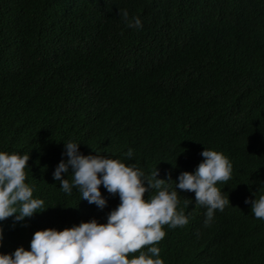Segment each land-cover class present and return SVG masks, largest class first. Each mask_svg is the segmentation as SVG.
<instances>
[{"label": "trees", "instance_id": "16d2710c", "mask_svg": "<svg viewBox=\"0 0 264 264\" xmlns=\"http://www.w3.org/2000/svg\"><path fill=\"white\" fill-rule=\"evenodd\" d=\"M66 140L147 173L194 171L205 147L222 150L230 202L211 224L196 198L183 203L189 222L155 243L166 264H264V218L246 202L264 193V0H0V150L31 154L26 182L49 206L0 221V251L31 247L40 228L106 222L120 203L103 184V208L62 189Z\"/></svg>", "mask_w": 264, "mask_h": 264}, {"label": "clouds", "instance_id": "9594fccd", "mask_svg": "<svg viewBox=\"0 0 264 264\" xmlns=\"http://www.w3.org/2000/svg\"><path fill=\"white\" fill-rule=\"evenodd\" d=\"M120 14L129 26L143 27L139 15L129 18L126 8ZM81 142L66 140L65 155L53 172L65 192L74 187L82 198L103 208L108 197L119 194L120 203L107 214V221L99 218L59 228L48 226L37 229L31 247L21 244L14 251H0V264H166L155 243L166 235L164 225L182 226L189 222L190 209L183 203L196 198L197 205L207 207L206 224H211L216 210H224L230 197L218 186L232 176L233 163L222 150H202L205 157L194 171L181 169L174 164H163L151 173L123 157L96 153L85 154ZM134 155L130 148L126 154ZM31 154L0 150V221L13 216L19 222L37 211H43L45 200L33 195L34 185L26 182ZM173 168V170H171ZM71 172L72 178L68 177ZM67 173V175H65ZM184 189L182 200L179 190ZM153 190V192H152ZM251 196V212L264 218V193ZM4 241V225L0 223V247ZM148 245L147 248L143 246ZM143 249V250H141ZM139 251L138 255L129 253Z\"/></svg>", "mask_w": 264, "mask_h": 264}]
</instances>
